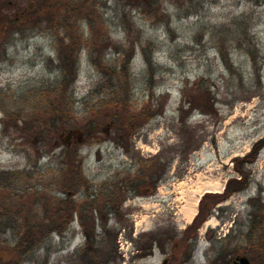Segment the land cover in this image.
Listing matches in <instances>:
<instances>
[{
  "label": "rangeland",
  "instance_id": "obj_1",
  "mask_svg": "<svg viewBox=\"0 0 264 264\" xmlns=\"http://www.w3.org/2000/svg\"><path fill=\"white\" fill-rule=\"evenodd\" d=\"M28 6L0 0V264L20 263L10 251L26 221L71 213L70 201L120 231L116 264H264V147L242 162L247 186L207 197L206 220L186 233L264 138V0ZM69 50L75 102L64 87L61 108ZM73 214L23 264H77L86 238Z\"/></svg>",
  "mask_w": 264,
  "mask_h": 264
},
{
  "label": "trees",
  "instance_id": "obj_2",
  "mask_svg": "<svg viewBox=\"0 0 264 264\" xmlns=\"http://www.w3.org/2000/svg\"><path fill=\"white\" fill-rule=\"evenodd\" d=\"M32 11L33 9H29ZM70 49V46L67 47ZM64 58L63 61L67 65V69L64 70L66 80H62L58 87H55V95L57 101H60V107L62 108V103L64 102L65 98V88L70 87V104L75 102L74 99V88L75 83L77 81V71H76V63L77 58L74 57L71 61L70 58V50L64 51L63 54ZM62 56V57H63ZM148 62H152L150 58L146 57ZM70 62L72 63V67L70 69ZM130 87L129 84L127 87L122 89V95L125 96V100H129V92ZM53 95V93H52ZM125 100H122L121 103H124ZM59 104V103H58ZM59 107L55 105V107ZM61 110V109H60ZM39 120V119H38ZM42 122V121H41ZM35 128L34 125H32ZM36 129V128H35ZM34 129V130H35ZM264 147V138L261 139L259 142L256 143L253 150L248 153L243 158H236L237 163V170L241 174L240 179L232 178L225 189L224 194H206L203 196L200 202V210L197 216L195 217L192 225L188 227L187 232H196L199 226L206 220L204 216V202L209 198L221 197L224 198L225 196H229L231 194L237 193L244 189L248 184L249 176L244 171L242 167V162L253 161L256 158L257 153L259 150ZM235 188H232V187ZM70 207H72L73 212L65 214L62 212V217L57 218H50V219H42L40 222L32 223L31 221H26L25 225H22L20 230L23 231L20 239L18 240L17 244L13 249L10 251V255L12 254L19 256L20 263L23 264L29 258V256L36 250L37 245L43 243L47 236L50 235L52 232L63 233L65 232L69 225L74 221V214L75 212L78 213V221L81 224L83 234L85 235V242L84 244L76 251V261L77 264H116L121 259V254L119 252L118 246V237L120 231L118 229H112L109 227V218H105V215H100V217L93 216L91 218L86 217L81 211L76 209L75 203L69 202ZM68 204V205H69ZM123 203H121L122 205ZM67 205V206H68ZM120 204H117V201L108 205L110 207L109 213L119 214L120 212ZM70 207L65 210V212L70 211ZM83 211V209H82ZM108 213V214H109ZM107 214V216H108ZM16 220V219H15ZM98 220H101L102 225V233L96 232V223ZM7 221H9L6 217H0V232L4 231L3 227L8 225ZM13 221V220H12ZM14 222V221H13ZM19 229V228H18ZM152 247V246H151Z\"/></svg>",
  "mask_w": 264,
  "mask_h": 264
},
{
  "label": "flooded vegetation",
  "instance_id": "obj_3",
  "mask_svg": "<svg viewBox=\"0 0 264 264\" xmlns=\"http://www.w3.org/2000/svg\"><path fill=\"white\" fill-rule=\"evenodd\" d=\"M46 1L47 0H29V8H31V9H33V8H35L37 5H38V8H41L42 6H41V4L42 3H46ZM39 11H40V9H39ZM25 12H26V9H25ZM5 50V49H4ZM5 54V52L3 51V53H2V58L3 59H5V57H6V55H4ZM1 57V56H0ZM64 133H62L61 135H63ZM65 135H66V138H67V140L68 141H70V139L72 138V136L74 135V133L73 132H71V131H67L66 133H65ZM68 194H69V192H68ZM240 257V256H239ZM238 257H234L233 258V260H232V264H234V263H238L239 261H238V259H237Z\"/></svg>",
  "mask_w": 264,
  "mask_h": 264
},
{
  "label": "bare ground",
  "instance_id": "obj_4",
  "mask_svg": "<svg viewBox=\"0 0 264 264\" xmlns=\"http://www.w3.org/2000/svg\"><path fill=\"white\" fill-rule=\"evenodd\" d=\"M217 189H219V188H217ZM199 200H200V198L198 197L197 201L194 204H190L189 207L187 208V210L185 211V215H186L188 222H190L193 219L194 215L196 214V209H197V205H198Z\"/></svg>",
  "mask_w": 264,
  "mask_h": 264
},
{
  "label": "water",
  "instance_id": "obj_5",
  "mask_svg": "<svg viewBox=\"0 0 264 264\" xmlns=\"http://www.w3.org/2000/svg\"><path fill=\"white\" fill-rule=\"evenodd\" d=\"M237 259H238L239 262L238 263H234V264H254L247 257H238Z\"/></svg>",
  "mask_w": 264,
  "mask_h": 264
}]
</instances>
